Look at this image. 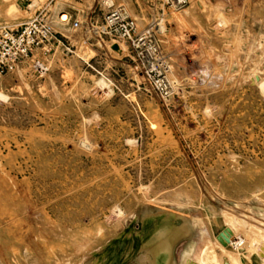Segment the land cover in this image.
<instances>
[{
    "label": "rangeland",
    "instance_id": "374dc122",
    "mask_svg": "<svg viewBox=\"0 0 264 264\" xmlns=\"http://www.w3.org/2000/svg\"><path fill=\"white\" fill-rule=\"evenodd\" d=\"M46 1L0 0V28ZM69 1L50 6L62 43L0 78V264H113L115 239L117 264H154V243L167 264L211 244L221 264H263L264 0H189L164 17L123 0L163 26L167 99L124 44L64 25ZM195 46L193 87L182 50Z\"/></svg>",
    "mask_w": 264,
    "mask_h": 264
},
{
    "label": "built area",
    "instance_id": "2783aa9c",
    "mask_svg": "<svg viewBox=\"0 0 264 264\" xmlns=\"http://www.w3.org/2000/svg\"><path fill=\"white\" fill-rule=\"evenodd\" d=\"M81 2L82 0H78ZM137 2L139 0H136ZM139 14L151 17H164L169 12H177L189 4V0H143ZM82 20H70L75 29L85 28L104 41L111 44L120 42L128 49L136 68L141 72L149 87L162 99H167L173 91L170 79L171 56L164 50L160 34L164 32L163 26L155 20L141 25L138 16L132 15L123 0H92L88 8L81 12ZM63 12L59 13V20L63 19ZM138 15V14H137ZM54 17L48 5L38 8L27 20L15 26L0 28V78L14 70L21 63L32 59L36 53H50L54 46L62 43L63 34L54 27ZM193 38H185L183 45L191 46ZM201 50L195 46L189 52V60L185 59L182 50V60L186 62V82L193 87L199 86L202 76L196 69L194 54ZM195 53H194V52ZM39 60L35 62V68Z\"/></svg>",
    "mask_w": 264,
    "mask_h": 264
},
{
    "label": "bare ground",
    "instance_id": "6f19581e",
    "mask_svg": "<svg viewBox=\"0 0 264 264\" xmlns=\"http://www.w3.org/2000/svg\"><path fill=\"white\" fill-rule=\"evenodd\" d=\"M62 18L63 19H66V21L65 22H62L64 25H66L69 21H70V17L66 14V15H63L62 16ZM184 40H182V39H180V42H183ZM260 85H261V87L264 89V79H262L261 81H260ZM148 221V220H147ZM146 226H148V224H146ZM227 227V226H226ZM226 229V228H225ZM227 230V229H226ZM229 230H231V229H229ZM126 231V230H125ZM145 231V230H144ZM147 231V230H146ZM145 231V232H146ZM144 232V233H145ZM226 232H229V231H226ZM160 233H161V231H160ZM221 233V232H220ZM224 233V232H223ZM230 233H231V231H230ZM229 233V234H230ZM129 234H131V230L129 231ZM134 234V233H133ZM234 234V233H233ZM233 234H230V235H233ZM140 236V235H139ZM219 236V235H218ZM134 237V236H133ZM148 237V236H147ZM230 237V236H229ZM233 238H235V235L234 236H232ZM240 237V236H239ZM221 238V237H220ZM225 239V238H224ZM227 239H229V238H227ZM232 239V238H231ZM237 239H239V238H237ZM220 240V239H219ZM222 240V239H221ZM122 240H120V239H115V243H117L116 244V246L113 248V250H112V252H111V254H110V259H112V261H113V264H117V260L119 259V253H118V251H119V244H121L120 242H121ZM153 241H157V239L156 238H153L152 239V242ZM223 241V240H222ZM225 241V240H224ZM230 241V240H229ZM211 242V241H210ZM251 242V241H250ZM139 243V241L136 243V245ZM208 243V242H207ZM223 243H225V242H223ZM227 243V242H226ZM225 243V244H226ZM232 243V242H231ZM263 243V242H262ZM258 244V243H257ZM212 245V244H211ZM210 245V246H211ZM259 245V244H258ZM257 245V246H258ZM262 245V244H261ZM261 245H259V246H261ZM264 245V244H263ZM206 246L205 248H203L202 249V254H201V260L202 261H197L195 258H192V257H190V258H188L187 260H184L183 262V264H202L203 262H204V264H221V262L219 261V259H217V257L215 256V252L212 250V247H214V246ZM256 246V247H257ZM264 247V246H263ZM18 248V247H17ZM153 248L156 250V256H155V258L153 259V262H154V264H167V250H166V248H164V247H156V244L154 243V245H153ZM22 249V248H21ZM261 252H262V250H261ZM18 253V252H17ZM147 253V252H146ZM144 254H145V252H144ZM259 254H260V252H259ZM187 255V254H186ZM262 255V257L264 258V254H261ZM145 256V255H144ZM148 259H149V256H148ZM233 259V258H232ZM235 260V259H234ZM111 261V262H112ZM142 262H143V260H141ZM145 261V260H144ZM202 262V263H201ZM232 262V261H231ZM146 263V262H145ZM240 263V262H239ZM138 264H140V263H138ZM147 264V263H146ZM241 264V263H240ZM263 264H264V259H263Z\"/></svg>",
    "mask_w": 264,
    "mask_h": 264
},
{
    "label": "crops",
    "instance_id": "0c3cea01",
    "mask_svg": "<svg viewBox=\"0 0 264 264\" xmlns=\"http://www.w3.org/2000/svg\"><path fill=\"white\" fill-rule=\"evenodd\" d=\"M57 1L58 0H47L42 6L48 5V7L50 9V6L55 4ZM87 1H89L90 3L85 4V3H87ZM65 4H66L65 7H58V11H56L57 15H59L60 12H63L70 17V20H75V19H79L80 17L82 18L81 12L84 11V8H88L92 4V0H82L81 2L76 1V0H73V1L71 0L69 2H66ZM78 4L83 5V6H78ZM42 6H40V7H42ZM52 15H53V12H52ZM53 17H54V15H53ZM67 24H69V22ZM253 258H256L259 261V263L253 262L252 260H249L247 258H243V264H261V262H262L261 256H257L255 254V255H253Z\"/></svg>",
    "mask_w": 264,
    "mask_h": 264
}]
</instances>
